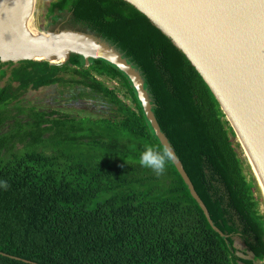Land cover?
Returning <instances> with one entry per match:
<instances>
[{
  "label": "trees",
  "instance_id": "16d2710c",
  "mask_svg": "<svg viewBox=\"0 0 264 264\" xmlns=\"http://www.w3.org/2000/svg\"><path fill=\"white\" fill-rule=\"evenodd\" d=\"M45 15L109 43L140 73L161 132L221 234L172 162L159 176L139 164L146 145H163L124 72L76 53L63 63L0 61V181L8 184L0 186V264H264L262 192L186 55L125 0H52ZM51 85L102 107L82 115L23 102Z\"/></svg>",
  "mask_w": 264,
  "mask_h": 264
},
{
  "label": "water",
  "instance_id": "95a60500",
  "mask_svg": "<svg viewBox=\"0 0 264 264\" xmlns=\"http://www.w3.org/2000/svg\"><path fill=\"white\" fill-rule=\"evenodd\" d=\"M51 1L0 0V61L63 63L71 53L82 55L86 63L89 58L108 61L130 79L156 137L171 147L151 111L140 73L104 40L66 23L48 24L45 13ZM125 1L168 36L208 84L256 178L264 213V0ZM172 163L208 223L221 234L177 156ZM234 240L240 255L251 258L241 240Z\"/></svg>",
  "mask_w": 264,
  "mask_h": 264
},
{
  "label": "rangeland",
  "instance_id": "374dc122",
  "mask_svg": "<svg viewBox=\"0 0 264 264\" xmlns=\"http://www.w3.org/2000/svg\"><path fill=\"white\" fill-rule=\"evenodd\" d=\"M6 78L0 81L3 85ZM23 102L36 106L39 109H58L64 112L84 114V111L93 113L102 106L99 100L77 98L72 99L70 93L62 85H51L36 90H28L23 96Z\"/></svg>",
  "mask_w": 264,
  "mask_h": 264
},
{
  "label": "clouds",
  "instance_id": "9594fccd",
  "mask_svg": "<svg viewBox=\"0 0 264 264\" xmlns=\"http://www.w3.org/2000/svg\"><path fill=\"white\" fill-rule=\"evenodd\" d=\"M176 159L175 152L171 147L163 145H146L144 151L140 154L139 164L142 167L151 169L157 176L164 174L169 162ZM0 186L7 189L6 181H0Z\"/></svg>",
  "mask_w": 264,
  "mask_h": 264
}]
</instances>
